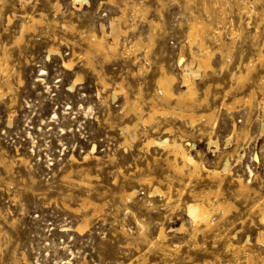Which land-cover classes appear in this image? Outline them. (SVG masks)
Returning a JSON list of instances; mask_svg holds the SVG:
<instances>
[{
    "label": "rangeland",
    "instance_id": "obj_1",
    "mask_svg": "<svg viewBox=\"0 0 264 264\" xmlns=\"http://www.w3.org/2000/svg\"><path fill=\"white\" fill-rule=\"evenodd\" d=\"M195 17L209 25L208 47L225 44L232 53L224 60L216 53L214 68L195 78L197 100L206 102L192 111L216 114L192 124L157 81L164 68L175 77L174 93L184 90V72L200 54L188 36ZM91 32L118 42L109 59L94 53L89 64L84 57ZM262 48L264 0H1L0 264H264V223L254 207L264 198V63L245 82L232 78L255 65ZM120 83L142 111H133ZM253 90L254 100L243 102ZM154 102L173 114L149 121ZM166 139L183 143L211 171L230 163L221 199L235 208L217 229L195 227L187 205L193 194L216 192L218 182L175 175L165 163L173 155L159 145ZM240 177L251 192L240 193ZM160 184H172V205L153 193ZM89 199L101 213L83 206Z\"/></svg>",
    "mask_w": 264,
    "mask_h": 264
},
{
    "label": "bare ground",
    "instance_id": "obj_2",
    "mask_svg": "<svg viewBox=\"0 0 264 264\" xmlns=\"http://www.w3.org/2000/svg\"><path fill=\"white\" fill-rule=\"evenodd\" d=\"M74 1H77V0H74ZM0 3H1V0H0ZM4 3V2H3ZM26 3V2H25ZM246 3V2H245ZM248 4V3H247ZM128 6V5H127ZM131 6V5H130ZM134 7V11L137 13V14H142L143 17L145 18L146 17V13H147V10L146 9H143L142 6L140 5H133ZM246 7V6H245ZM131 8V7H130ZM132 9V8H131ZM123 12V14L126 16V12H127V9L123 8L121 10ZM124 15H123V19H124ZM29 20H28V23L30 22H33L34 24L37 23L36 21V18L34 16H31V15H27ZM26 17V16H25ZM119 20V18H118ZM38 22H41V21H38ZM113 22V21H112ZM111 22V23H112ZM121 22V21H120ZM118 23V22H117ZM114 22V24H117ZM36 25V24H35ZM118 25V24H117ZM112 26L115 27V25H113L112 23ZM32 27V24L31 25H23L22 27V37H23V34L24 32L31 28ZM112 27V28H113ZM211 27V26H210ZM33 29V28H32ZM117 29V28H116ZM114 29V30H116ZM113 30V29H112ZM209 30V25L203 20V19H200L198 17H195L193 22L191 23L190 25V28H189V33H188V36H189V41L191 43V45H194L195 43L198 45L199 49H200V54L197 55L195 53H193L194 55V61L193 63L191 64V67L190 65H188V69L185 70L184 72V75H183V85H182V88H184V90H182L178 95H176L174 93V84H175V77L173 76H170L164 68H162V76L158 79V85L159 87L161 88V90L163 91L164 93V96H165V99L167 101H171V100H175L177 104L179 105H183L185 108V110H182L181 111V115L183 117H188L191 119V123L194 124V122L196 120H199V119H202V118H212L214 117V115L216 114V111H212L210 112L209 114H203V115H200L198 116L195 112L192 111V108L195 107L196 105L200 104L202 105V103H205L206 102V99L204 101H198L197 100V97H198V89L196 87V84H195V78L201 76V74L203 72H208L210 70H212L214 67H213V64H212V60L215 56L216 53H219L223 60L224 58L226 57H229L231 56V53H232V50L231 49H224L225 47V44H220V48L216 51H214L213 49H211L210 47H208V45L206 44V41L204 39V35L207 33V31ZM117 31V30H116ZM119 31V30H118ZM115 32V31H114ZM122 32V31H121ZM113 33V32H112ZM111 33V34H112ZM124 33V32H123ZM115 34V33H114ZM118 34V33H117ZM117 34L115 36H117ZM220 35V34H219ZM233 35H236V32H233ZM239 36V35H238ZM22 37H20L18 39L19 40H22ZM105 37V36H103ZM114 37V36H113ZM220 37V36H219ZM106 38V37H105ZM105 38H102L100 36H98L95 32H91V34L87 37V44L89 45V50L87 51V53L84 55V57H86L88 60H89V64H92V61H91V55L92 54H98V55H101L105 58V60L109 59L110 58V54H109V50L113 51V52H116L119 44L118 42H115L113 44H109V42L107 43L106 39ZM115 39V38H114ZM113 39V40H114ZM116 41V39L114 40ZM261 47V46H260ZM109 49V50H108ZM7 53V52H6ZM5 53V54H6ZM4 54V55H5ZM8 53L5 55L7 56ZM9 57V56H7ZM258 58L255 59L256 61H258L257 63H254L255 65H253V63H248L245 65V68L244 70L245 71H241V67H239V74L238 73H232V78L236 79L238 81V83H242V82H245L247 81L251 75L253 74V72L255 71V68L257 65H262L264 63V48L261 49V51L258 53ZM6 58V57H5ZM4 58V59H5ZM252 61V60H251ZM254 62V61H253ZM225 64H227L226 62H224V66L222 67V70L225 69ZM68 67H71L72 66V63H69L67 64ZM239 66V65H238ZM244 66V65H242ZM4 70H8L7 68H5ZM262 76V75H261ZM80 79V78H79ZM262 79V78H261ZM262 81V80H261ZM101 82L104 86H108V83L106 82L105 79H101ZM264 83V81H263ZM7 87L9 90H11L10 88V85L7 84ZM119 88L120 90H122V92H125V99H126V102L128 104H131L132 106V109L133 111H142V107L140 105V103L138 101H134V102H131V99L129 98V95L128 93L125 91L124 89V85L123 84H119ZM211 88V86H208L206 90H209ZM259 88L261 89V87L259 86ZM261 91V90H260ZM4 93L3 89H2V86H0V96ZM230 91H228L226 93V96L227 94H229ZM115 96L118 95V93H115L114 94ZM255 96V92L254 90L249 94V96L245 99H242V100H245L243 102L247 103V104H250L252 102L253 97ZM240 102V101H238ZM223 106H226L227 108L229 109H232L234 108L232 104L228 105L226 103H223ZM173 110H170V109H167V108H159V106L156 104V102L153 103V108L151 110V113L149 115V121L151 120H154L155 116L158 114V113H161V114H173L172 112ZM175 114V113H174ZM176 115V114H175ZM215 119V118H214ZM125 132H127L130 137L132 138L133 141H136V138H137V135L136 133H134L133 129L130 127V126H126L124 129H123ZM235 130H236V126H235ZM240 136V135H239ZM128 142V141H127ZM151 143H153V141H149L147 143V145H150ZM159 145L161 147H163L164 149L168 150L174 157L173 160L171 159H165L166 162L170 168V170L175 173V175L181 177L182 179H187L189 180V182L191 181H199V180H202L203 177L205 176L207 179L211 180V181H215V182H218L217 184V187H218V190L216 192H202V193H199V194H193L191 195L192 199V203H189L187 205V213H189V216L190 218L192 219L193 223H194V226L195 227H205L207 230H213L215 229L220 223L222 220H224L227 216L229 217V215H231V212L234 211V208L235 206L229 202L227 199H221L223 196V192H222V186H223V183L225 181V178H224V175H226L228 172H230V163L227 161L223 167V170L222 172L218 171V170H209L205 167V165L202 163V161H199L198 159H196L189 151L188 149L185 148L184 144L179 142L178 140H168L166 139L165 141L163 142H160ZM209 145L212 147V148H217L218 149V141L216 140H213L211 138V140L209 141ZM171 155V156H172ZM168 157V156H167ZM156 158V157H155ZM158 158V157H157ZM156 160H159V159H156ZM154 161V160H153ZM161 161H164V160H161ZM156 162V161H155ZM148 163V162H147ZM153 163V162H152ZM164 163V162H163ZM157 164V163H156ZM149 165V164H148ZM8 166V165H7ZM167 166V165H166ZM9 167V166H8ZM149 167V166H148ZM156 167V166H155ZM154 167V168H155ZM163 168V167H162ZM166 169V167H164ZM163 168V169H164ZM159 169V168H158ZM141 170V169H140ZM151 170V169H150ZM138 171V170H137ZM169 172V171H168ZM205 173V175L203 174ZM172 175V173H170ZM169 174V175H170ZM86 175V174H85ZM150 175V174H149ZM88 176V175H87ZM167 176V174H166ZM165 176V177H166ZM125 177V176H124ZM137 177V176H136ZM144 177V176H143ZM147 177V176H145ZM150 177V176H149ZM171 177V176H170ZM148 178V177H147ZM152 178V177H150ZM148 178L147 179V183H152L154 179H150ZM158 178V177H157ZM178 178V177H177ZM139 179V178H138ZM145 179V178H144ZM205 179V178H204ZM236 179V178H235ZM141 180V179H140ZM146 180V179H145ZM156 180V179H155ZM154 180V181H155ZM139 181V180H138ZM144 181V180H143ZM157 182L159 180H156ZM166 181V180H165ZM175 181V180H174ZM183 181V180H182ZM181 181V182H182ZM142 182V181H141ZM145 182V181H144ZM177 182V181H176ZM89 183V182H88ZM143 183V182H142ZM160 183V182H158ZM162 183V182H161ZM167 183V182H166ZM171 183V182H170ZM175 183V182H174ZM184 183V182H183ZM214 183V182H213ZM140 184V183H139ZM211 184V183H210ZM239 184H240V193L243 192V191H246V192H251L252 190L250 189V186H246L243 182V180L239 179ZM144 185V184H143ZM164 185V184H163ZM162 185V186H163ZM168 185V184H167ZM168 188L166 190H164L162 187H161V184L158 185V186H154V190H153V193L154 194H161V196H165L166 197V200H167V203L170 204L172 201H173V195H172V191H173V186L172 184L168 185L167 186ZM190 187V186H189ZM193 187V185H192ZM191 187V188H192ZM185 188V187H184ZM153 189V188H152ZM151 189V190H152ZM178 189V187L176 188ZM183 189V188H182ZM194 189V187H193ZM205 189V188H203ZM175 190V189H174ZM185 190V189H184ZM187 190V189H186ZM180 195L184 194V192L182 190H177ZM200 191V190H199ZM149 192V191H148ZM177 192V193H178ZM188 192V191H187ZM195 193V192H194ZM212 194H214L213 196L215 197L216 201H213L212 200ZM245 194V193H244ZM123 195V194H122ZM175 195V193H174ZM190 195V194H189ZM152 196V194L150 195ZM185 196V195H184ZM178 197V195H177ZM183 197V195H182ZM161 198V197H160ZM239 198V197H238ZM123 199V198H122ZM125 200V199H124ZM176 200V199H175ZM246 200V199H245ZM123 201V200H122ZM162 201V200H161ZM182 201V200H181ZM166 202V201H165ZM179 203H183L178 201ZM249 202V201H248ZM83 206L87 208V210H89V208H93L94 209V212L97 214L101 213L102 212V207L100 205H98L97 203H94V202H91L90 199L88 201H85L84 203L82 202ZM173 203H171L172 205ZM177 204V203H176ZM179 205V204H178ZM177 205V206H178ZM170 206V205H169ZM168 206V207H169ZM176 206V205H175ZM185 206V204H184ZM256 207V209H259V218H260V222H263L264 223V198L262 199V202L257 205V206H254ZM253 208V207H252ZM186 212V211H185ZM236 212V210H235ZM92 213V212H91ZM93 213V214H95ZM224 213V214H223ZM184 214V213H183ZM216 216H218V219L219 221L216 222ZM236 218V217H235ZM185 221V220H184ZM229 223V222H228ZM233 223V222H231ZM185 225V224H184ZM192 225V224H191ZM235 225V224H234ZM88 225H84V226H80L78 227V231H81L83 232L85 229H87ZM185 227V226H184ZM193 227V226H191ZM234 227V226H231V228ZM230 228V229H231ZM184 229V228H183ZM194 229V227H193ZM196 229V228H195ZM217 229V228H216ZM188 230V229H187ZM192 230V229H190ZM189 230V231H190ZM219 231V229H218ZM190 233V232H189ZM198 234V233H197ZM201 234V233H200ZM218 234V233H217ZM216 234V235H217ZM190 235V234H189ZM193 235V233H192ZM222 235V234H221ZM225 235V234H224ZM223 235V236H224ZM201 236H204L201 234ZM226 236V235H225ZM189 237V236H188ZM215 238V236H214ZM223 238V237H222ZM167 239V234H166V231L164 230V228L162 230H160V233H159V236H158V239L157 241L160 242V243H163L164 240ZM222 240V239H221ZM260 240L262 242H264V232H261L260 233ZM156 241V240H155ZM192 241V239H191ZM195 241V240H194ZM153 244V243H152ZM159 244V243H158ZM198 244V243H197ZM196 244V245H197ZM231 244V243H230ZM161 245V244H160ZM154 246V245H153ZM164 246V244H163ZM166 246V245H165ZM164 246V247H165ZM198 246V245H197ZM232 246V245H231ZM168 248H170V246H167ZM200 247V246H199ZM213 247V246H212ZM152 248V247H151ZM166 248V247H165ZM167 248V249H168ZM206 248V247H205ZM236 248V247H235ZM150 250V249H149ZM160 250V249H159ZM170 250V249H169ZM242 250V249H240ZM202 251V250H200ZM150 252H153V251H150ZM159 252V251H158ZM173 252V251H172ZM208 252V251H207ZM211 253V251H209ZM240 253L239 251H236V253ZM162 253V252H161ZM160 253V254H161ZM165 253V252H164ZM168 253V252H167ZM235 253V252H234ZM235 253V255L237 256V254ZM208 254V253H207ZM234 255V256H235ZM170 257V256H169ZM168 257V258H169ZM184 257V256H183ZM172 258V257H171ZM180 258V257H179ZM175 259V258H174ZM163 260V259H162ZM180 260V259H179ZM185 261V260H184ZM183 261V262H184ZM249 261V260H248ZM251 261V260H250ZM246 262L247 263H250L252 264L251 262ZM168 262V261H167ZM182 262V263H183ZM181 263V262H180ZM211 264V263H210ZM232 264V263H231ZM236 264V263H235Z\"/></svg>",
    "mask_w": 264,
    "mask_h": 264
}]
</instances>
